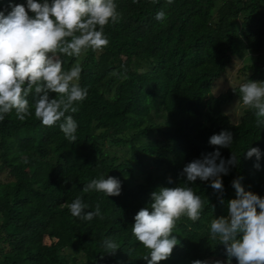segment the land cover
<instances>
[{
    "label": "trees",
    "instance_id": "16d2710c",
    "mask_svg": "<svg viewBox=\"0 0 264 264\" xmlns=\"http://www.w3.org/2000/svg\"><path fill=\"white\" fill-rule=\"evenodd\" d=\"M114 2L121 18L105 27L108 46L89 49L79 60L60 56L64 70L81 64L79 83L88 89L79 111L69 113L78 124L76 141L65 138L60 122L44 126L34 109L24 121L14 110L0 121V172L10 179L0 182V243L9 249L0 264H76V252L80 264H146L148 250L132 235L134 217L150 206L151 193L185 184L204 200V208L195 222L187 217L177 221L173 235L178 244L160 264L207 259L227 264L224 247L209 239L210 221L227 217L228 202L237 198L236 179L245 191L264 198V126H256L251 109L236 124L222 113L221 106L240 98L239 88L211 94L232 57L245 51L260 54L264 0ZM217 2L222 3L213 16ZM10 5L27 9V0H0V12L7 15ZM160 11L165 19L157 21ZM238 17L236 27L231 20ZM242 69L250 72L245 82H264V59ZM33 97L34 90L27 98L30 105ZM221 131L232 133L231 145L219 149L222 158L235 153L238 160L222 176L223 192L213 190L210 182H187L183 168L217 150L209 138ZM109 147L125 148L127 159L118 163ZM252 147L262 153L259 169L255 157L246 158ZM100 176L119 179L121 194L82 191ZM138 176L141 181L132 183ZM77 196L89 205L86 211L99 204L102 218L73 217L67 205ZM44 237L54 242L44 245ZM108 237L119 245L114 254L101 247ZM61 248L72 251L62 254ZM231 264L238 261L232 258Z\"/></svg>",
    "mask_w": 264,
    "mask_h": 264
},
{
    "label": "clouds",
    "instance_id": "9594fccd",
    "mask_svg": "<svg viewBox=\"0 0 264 264\" xmlns=\"http://www.w3.org/2000/svg\"><path fill=\"white\" fill-rule=\"evenodd\" d=\"M10 7L7 15L0 12V121L13 110L16 118L24 121L33 115L31 109H34L35 117L44 126L60 122L59 128L65 138L75 142L78 124L69 113L79 111L88 89L79 83L81 64L64 70L60 56L79 57L89 49L107 47L105 27L118 23L121 18L117 4L114 0H27V9L23 5ZM155 18L162 21L165 13H156ZM33 90L30 105L27 98ZM239 93L238 104L253 110L257 127L264 126V82L247 80L239 85ZM231 143V132L213 134L209 144L217 150L189 162L181 175L190 183L197 179L210 182L213 190L223 192L222 176L228 175L229 167L235 166L238 160L235 153L228 160L223 159L219 149ZM261 156L259 148H248L246 152V158H256L254 167L257 169ZM168 183H173L170 177ZM232 185L237 198L228 202L227 217L210 221L209 239L224 247L227 264H231L232 258L238 264H264V198L245 191L240 179L234 180ZM82 191L119 196L121 182L115 177L100 176L86 183ZM151 200L149 207L140 209L135 215L131 231L148 250L143 256L146 264H160L171 256L178 244L173 235L177 221L181 217L194 222L199 220L204 200L187 184L160 188L151 193ZM67 207L73 217L83 221L102 218L100 205L97 204L93 211H86L89 205L80 196ZM101 247L108 254L119 249L111 237L103 239ZM192 264L206 262L195 260ZM215 264H224V261L217 260Z\"/></svg>",
    "mask_w": 264,
    "mask_h": 264
},
{
    "label": "rangeland",
    "instance_id": "374dc122",
    "mask_svg": "<svg viewBox=\"0 0 264 264\" xmlns=\"http://www.w3.org/2000/svg\"><path fill=\"white\" fill-rule=\"evenodd\" d=\"M221 3L222 2L216 3V6L214 7L213 13L211 15L213 16L215 15V11L221 5ZM231 21L234 25H236V27L240 26V17H238L235 20H231ZM82 55L83 53L79 57H76L77 60H79V58L82 57ZM256 59L259 61H262L264 59V44L262 45L261 52L259 55H255V54L245 51V52L240 53L237 56L232 57L231 62L225 67L224 73L217 80H215L214 83L212 84L211 94L213 96H217V95L223 94L227 90L229 91L234 88H239V85L245 82V76L250 74L248 70L244 71L242 68L252 64L254 60ZM118 64L120 66L124 65L125 64L124 58H120L118 61ZM239 99H240L239 97L238 98L234 97L231 102L221 106L222 113L228 117L229 121L232 124L238 123L239 118L242 116L244 110L248 109L238 104ZM155 121L159 122V118H155ZM158 140H159L158 138H155V141H158ZM111 148L112 147H109L110 150L115 151V155L117 157L118 163L122 162L124 159H127L125 148H116V149L115 148L111 149ZM150 167L143 168L142 170L146 171ZM6 174L7 172H4V171L0 172V182L8 181L9 178L7 177ZM139 181H141V179L138 176L134 178L132 183H136ZM53 242L54 240L48 239L46 237L42 239V243L44 245H48ZM8 251L9 249L0 243V257L3 253H6ZM71 251H72L71 249L61 248L58 252L62 254H68V253H71ZM76 253H77L76 255L77 263L76 264H80L81 263L80 255L78 252ZM216 261L217 260L215 259H207L204 262H206V264H215Z\"/></svg>",
    "mask_w": 264,
    "mask_h": 264
}]
</instances>
